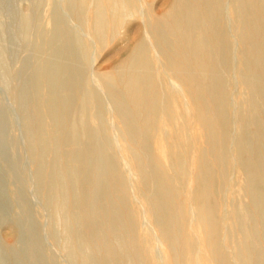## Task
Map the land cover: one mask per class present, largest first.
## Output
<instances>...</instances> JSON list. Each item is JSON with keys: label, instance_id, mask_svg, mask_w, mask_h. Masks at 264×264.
Instances as JSON below:
<instances>
[{"label": "bare ground", "instance_id": "6f19581e", "mask_svg": "<svg viewBox=\"0 0 264 264\" xmlns=\"http://www.w3.org/2000/svg\"><path fill=\"white\" fill-rule=\"evenodd\" d=\"M0 264H264V0H0Z\"/></svg>", "mask_w": 264, "mask_h": 264}, {"label": "rangeland", "instance_id": "374dc122", "mask_svg": "<svg viewBox=\"0 0 264 264\" xmlns=\"http://www.w3.org/2000/svg\"><path fill=\"white\" fill-rule=\"evenodd\" d=\"M161 10L162 8H156L157 13H159ZM108 67H110V62L109 61L104 62L103 68H108Z\"/></svg>", "mask_w": 264, "mask_h": 264}]
</instances>
